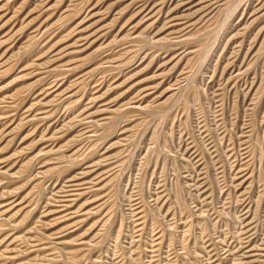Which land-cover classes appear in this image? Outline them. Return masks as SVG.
I'll use <instances>...</instances> for the list:
<instances>
[{"label": "rangeland", "instance_id": "obj_1", "mask_svg": "<svg viewBox=\"0 0 264 264\" xmlns=\"http://www.w3.org/2000/svg\"><path fill=\"white\" fill-rule=\"evenodd\" d=\"M0 264H264V0H0Z\"/></svg>", "mask_w": 264, "mask_h": 264}]
</instances>
